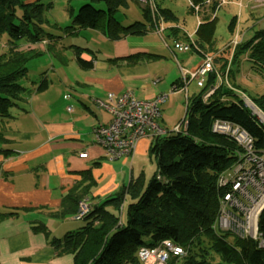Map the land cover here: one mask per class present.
<instances>
[{"label": "trees", "instance_id": "trees-1", "mask_svg": "<svg viewBox=\"0 0 264 264\" xmlns=\"http://www.w3.org/2000/svg\"><path fill=\"white\" fill-rule=\"evenodd\" d=\"M39 1L0 0V39L7 45V52L0 54V145L6 141L2 130L13 117V111L39 86L21 82L27 75V61L39 52L17 47V39L42 41L52 50L65 34L77 28L99 30L108 38L117 39L146 34L154 29V21L166 23L176 19L171 10L162 8L155 0L152 6L143 5L139 0H77L80 4L76 10L70 5L74 0H68L66 12L71 23L58 27L63 30L61 33L46 32L43 29L47 23L45 5ZM189 1L199 7L200 23L194 41L201 51L210 54L208 50L215 43V12L224 4L220 0H211L209 4L205 0ZM132 2L140 4L137 8L142 20L130 18L133 20L123 25L118 19H129L126 11ZM228 2L233 1L226 0L225 4ZM193 6H190L191 13ZM46 7H50L49 3ZM237 21L236 17L230 19L232 34ZM173 31L176 34L177 29ZM75 48V61L81 68L90 69L92 61L79 57L84 49ZM225 50L229 47L216 50L215 58ZM244 54L264 67V28L238 43L231 62ZM227 61L226 58L219 71L223 75ZM217 74H208L205 88L187 97L185 130H171L151 138L148 152L154 161V171L147 177L140 174L131 179L126 187L90 209L83 216V227L53 242L55 248L61 247L62 252L73 255V264H141L137 251L141 247L156 246L164 239L186 251L182 257H171L166 264H264V209L258 219L263 237L261 247L252 239H241L215 227L221 193L216 180L234 162L239 147L227 135L212 132V122L224 119L241 126L253 138L254 147L264 151V125L232 91L222 85L208 101H203V93L215 84ZM222 96L232 98L221 99ZM253 101L264 110V94Z\"/></svg>", "mask_w": 264, "mask_h": 264}, {"label": "crops", "instance_id": "crops-1", "mask_svg": "<svg viewBox=\"0 0 264 264\" xmlns=\"http://www.w3.org/2000/svg\"><path fill=\"white\" fill-rule=\"evenodd\" d=\"M33 1L36 0L25 2ZM74 2L75 6L71 7L76 10L79 1ZM228 3L239 8L244 4L242 0ZM246 5L252 8L250 0H246ZM66 7L68 1L65 11ZM65 16L67 19L62 21H70L64 25L67 26L71 19ZM132 20L118 19L121 24ZM260 20L263 21L264 16L255 24ZM177 22L174 19L164 23L167 29L164 38L172 41L169 55L156 47L153 30L143 34L150 39L142 41L131 39L139 35L110 39L99 30L77 28L65 34L55 45L54 51L60 53L62 64L70 59L75 62L72 76L57 80L41 75L37 89L21 103L20 108L13 111V117L2 130L6 141L0 145V264H73V255L62 252L61 247L55 248L53 242L85 225V219L76 215L79 201L86 200L89 210L98 207L126 187L131 179L140 174L147 177L154 171V161L148 152L152 138L149 135L137 140L129 156L115 160H106L102 156L91 130L97 123L108 122L110 114L97 106L94 99H105L108 92H130L138 99H151L160 93H168L161 105L158 125L166 132L171 131L163 126L162 110L179 102V94L184 91L181 89L179 65L188 68L180 63L183 58L178 59V52L172 49V44L175 40L195 39L180 27L173 26ZM199 23L200 19H197L196 29ZM172 27L177 29L176 34ZM244 32L238 30L237 23L233 38L236 33L242 39L249 38ZM68 38L70 40L65 42ZM160 38L165 42L163 37ZM229 43L224 45L229 47V52L226 57L222 56L223 60H216L219 55L215 58L219 50L210 54L213 61L215 59L214 67L228 59L225 81L233 89L229 90L240 98L238 92L243 93V90L235 78L231 80V67L240 68L244 62L241 59L250 64L249 72L256 70L261 74L264 67L250 61L247 54L231 62ZM75 47L84 49L79 57L92 61L90 69L81 68L75 61ZM65 49L71 51L70 58L63 57ZM169 57L176 61L178 71L172 69ZM218 76L224 75L219 72ZM33 84L31 81L30 85ZM24 85L28 86L27 82ZM262 94L264 92L259 95ZM65 95L69 97L65 98ZM229 97L222 96L221 99ZM67 106L71 107L70 111Z\"/></svg>", "mask_w": 264, "mask_h": 264}, {"label": "built area", "instance_id": "built-area-1", "mask_svg": "<svg viewBox=\"0 0 264 264\" xmlns=\"http://www.w3.org/2000/svg\"><path fill=\"white\" fill-rule=\"evenodd\" d=\"M139 1L152 6L153 0ZM210 2L211 0H205V4ZM225 2L226 0H220V4ZM191 6H193L192 3ZM250 6L252 8L262 7L264 0H250ZM193 8L196 13L199 11L198 5H194ZM153 30L162 37L165 30L163 22L154 21ZM241 39V36L236 33L230 41L231 58ZM172 49L182 53L197 51L201 56L198 64L190 69L179 65L182 90L186 91L189 81H195L196 86L203 87L204 77L216 71L213 55L201 51L191 38L184 41L175 40ZM225 74L221 78L217 74L215 84L202 95L204 101L208 100L223 83L225 87L232 89L227 86L224 80ZM167 96L168 93H160L151 99H138L130 92L121 94L108 92L105 99H94L97 106L106 109L110 114L108 122L97 123L91 130L94 142L102 150V156L106 160L129 156L133 153L135 144L141 137L164 134L166 131L159 127L158 119L161 115V105ZM68 97L69 95H65V98ZM240 99L243 101V105L249 109L254 106L241 96ZM67 110L70 111L71 107L67 106ZM186 123V119H183L181 124L176 125L172 131L182 130ZM260 123L264 125V122ZM210 129L214 133L227 135L239 147L235 153L234 162L222 171L216 180V186L221 193L218 197L215 227L228 231L241 239H252L256 241L258 247H261L263 237L258 228V219L264 209V151L257 150L251 135L231 121L215 119ZM88 211L87 201L84 199L79 201L76 215L83 217ZM185 254L186 251L182 246L168 239L162 240L153 247H141L137 251V257L141 264H166L171 257L178 258Z\"/></svg>", "mask_w": 264, "mask_h": 264}, {"label": "rangeland", "instance_id": "rangeland-1", "mask_svg": "<svg viewBox=\"0 0 264 264\" xmlns=\"http://www.w3.org/2000/svg\"><path fill=\"white\" fill-rule=\"evenodd\" d=\"M26 1V0H25ZM68 0H41L40 3H43L45 5V19L47 20V23L43 24V29L48 32L49 30H54L55 32L61 33L63 30L58 27H63L65 24H68L70 21H62V19H67L65 15L66 11L64 6L67 4ZM160 4L162 8H168L169 10L174 13L176 16V19L178 20L177 23H174L173 26H178L182 30H184L187 34L195 36V29L197 26V19L198 14L194 12H190V6L191 2L189 0H155ZM233 2H236L237 0H232ZM243 8L238 7L234 3H228L222 5L218 10L215 12V45L214 47L216 50L223 49L225 44H228L231 39H233V35L230 32L229 28V22L230 19L236 17L238 18V30H245V37H250L253 35L254 31L258 29L264 28V20H260L258 24H255L257 19H260L262 16H264V6L259 8H250L249 6H245L246 0H242ZM49 3L50 7L47 8L46 5ZM80 4V3H79ZM143 4V3H142ZM70 5L75 6V2H70ZM144 5V4H143ZM140 4L137 2H132V5L128 7V11H126L127 17L126 18H138V20H142V14L140 9ZM78 8V4L76 6V9ZM122 16V15H121ZM61 21V22H60ZM129 21H126L127 23ZM61 24V26H60ZM164 25V23H163ZM182 26V27H181ZM250 29H247L248 27H251ZM165 27V25H164ZM234 30V27H233ZM167 33V29L163 32V38L165 37V34ZM154 39H155V45L158 47V49L161 52H164L165 55H169V48L171 45V40L165 42L163 41L160 36H158L155 32H153ZM86 37L88 38V35L86 34ZM141 37V38H140ZM3 41L6 42L5 37H2ZM48 38V37H47ZM131 39H141L142 41H146L147 39H150L148 36H132ZM70 38H68L65 42H68ZM2 40L0 39V54L7 52V45L2 44ZM68 44V43H67ZM15 45L19 48H22L24 50L30 48L34 51H38L39 53L37 55H34L31 59L27 61V75L24 77L21 82H27L28 86L34 82V84L40 83V80L42 77L41 75L45 76L47 79H65V77L72 76L73 73V65H76L74 61L71 59L68 60L67 63L62 64L61 63V57L59 52L49 49L48 44L46 45L45 42L38 41V42H31L25 38H20L15 41ZM212 47L208 52H216L215 48ZM214 48V50H212ZM225 48V47H224ZM68 49V48H67ZM66 50V49H65ZM153 51H157L155 49H151ZM54 51V53H53ZM228 50H225L224 52H221L220 56L226 57ZM64 58H70L71 51L66 50ZM55 54V55H54ZM245 55V54H244ZM243 55V56H244ZM184 56V57H183ZM242 56V57H243ZM177 57L181 60V64L183 66H187L188 68L192 65H196L200 61V54L195 52H178ZM245 57V56H244ZM170 58V57H169ZM170 63L172 65V69L177 70L178 66L175 60H172L170 58ZM217 60H220V58H217ZM223 60V59H221ZM232 60V58H231ZM242 62L241 67L237 68V66L231 67V73L230 78L231 80L235 78L236 84L243 90L242 92H238L243 99H247L250 101L251 104H253L256 108H258L263 114L264 110L262 108H259L255 103L256 98L261 92H264V71L261 72V74H258L259 72L256 70L249 72V63L243 59H241ZM229 62V61H228ZM66 64V65H65ZM223 67V65L219 64L218 66H215L216 71L215 73H219L220 69ZM53 68V69H51ZM249 68V69H248ZM55 69H57V73L55 72ZM178 71V70H177ZM175 74V73H174ZM223 74V73H222ZM244 74V76H243ZM227 78V77H226ZM223 80V78H222ZM225 80V78H224ZM223 80V82H224ZM204 86L198 87L195 84V81H190V83L187 86V91H181L179 94V102L177 105L166 108V110H162V116H163V126L167 128V130L173 129V127L177 124H181V121L185 119V107H186V100L187 97L192 96V94H197L201 92L208 82V75H206L203 79ZM229 82V80H228ZM23 83V84H24ZM227 83V82H226ZM228 84V83H227ZM223 85H225L223 83ZM250 110L252 115H254L260 122H264L261 117L254 111L253 107ZM187 127V123L182 127V130H185ZM151 137V136H150ZM149 171V167L147 168ZM125 216V214H124ZM228 240H231V238H228ZM216 259V258H215Z\"/></svg>", "mask_w": 264, "mask_h": 264}, {"label": "bare ground", "instance_id": "bare-ground-1", "mask_svg": "<svg viewBox=\"0 0 264 264\" xmlns=\"http://www.w3.org/2000/svg\"><path fill=\"white\" fill-rule=\"evenodd\" d=\"M250 105H252V104L250 103ZM253 109L261 117V119L264 121V114L255 106H253Z\"/></svg>", "mask_w": 264, "mask_h": 264}, {"label": "clouds", "instance_id": "clouds-1", "mask_svg": "<svg viewBox=\"0 0 264 264\" xmlns=\"http://www.w3.org/2000/svg\"><path fill=\"white\" fill-rule=\"evenodd\" d=\"M195 42V41H194Z\"/></svg>", "mask_w": 264, "mask_h": 264}]
</instances>
